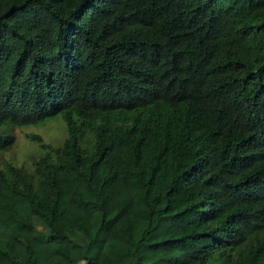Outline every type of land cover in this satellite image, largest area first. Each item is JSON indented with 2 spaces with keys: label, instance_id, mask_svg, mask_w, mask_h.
Masks as SVG:
<instances>
[{
  "label": "trees",
  "instance_id": "16d2710c",
  "mask_svg": "<svg viewBox=\"0 0 264 264\" xmlns=\"http://www.w3.org/2000/svg\"><path fill=\"white\" fill-rule=\"evenodd\" d=\"M57 116L0 264H264V0H0V153Z\"/></svg>",
  "mask_w": 264,
  "mask_h": 264
},
{
  "label": "rangeland",
  "instance_id": "374dc122",
  "mask_svg": "<svg viewBox=\"0 0 264 264\" xmlns=\"http://www.w3.org/2000/svg\"><path fill=\"white\" fill-rule=\"evenodd\" d=\"M8 134L13 137L14 144L7 151L0 153V168L5 163H11L28 171L32 169L33 162L44 153L36 142L31 141L30 136H38L43 144L51 147L59 146L66 137L65 126L58 116L35 126L12 127L8 129ZM91 187L98 196H103L109 191L111 185L98 178L91 182ZM5 242L4 232L0 231V245L3 246ZM32 248V239L25 233H19L16 251L19 254L30 255Z\"/></svg>",
  "mask_w": 264,
  "mask_h": 264
}]
</instances>
